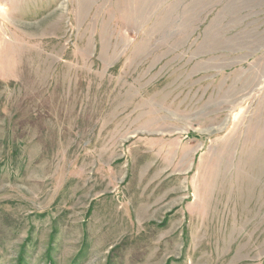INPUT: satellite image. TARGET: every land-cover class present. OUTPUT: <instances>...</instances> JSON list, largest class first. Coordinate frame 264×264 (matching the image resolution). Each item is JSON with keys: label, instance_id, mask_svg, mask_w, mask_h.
Returning <instances> with one entry per match:
<instances>
[{"label": "rangeland", "instance_id": "374dc122", "mask_svg": "<svg viewBox=\"0 0 264 264\" xmlns=\"http://www.w3.org/2000/svg\"><path fill=\"white\" fill-rule=\"evenodd\" d=\"M0 264H264V0H0Z\"/></svg>", "mask_w": 264, "mask_h": 264}]
</instances>
